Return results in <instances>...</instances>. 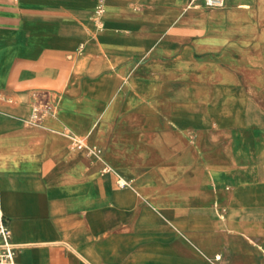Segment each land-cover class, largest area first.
<instances>
[{
  "label": "crops",
  "instance_id": "obj_1",
  "mask_svg": "<svg viewBox=\"0 0 264 264\" xmlns=\"http://www.w3.org/2000/svg\"><path fill=\"white\" fill-rule=\"evenodd\" d=\"M0 213L16 264H264V0H0Z\"/></svg>",
  "mask_w": 264,
  "mask_h": 264
},
{
  "label": "built area",
  "instance_id": "obj_2",
  "mask_svg": "<svg viewBox=\"0 0 264 264\" xmlns=\"http://www.w3.org/2000/svg\"><path fill=\"white\" fill-rule=\"evenodd\" d=\"M209 7H220L224 0H205ZM55 102L52 97L39 95L32 105V111L28 119L30 124H38L42 119L55 111ZM74 145L77 148L85 146L84 140L76 139ZM91 152L95 155H101V149L92 148ZM15 245L11 242V230L5 217L0 213V264H16Z\"/></svg>",
  "mask_w": 264,
  "mask_h": 264
}]
</instances>
